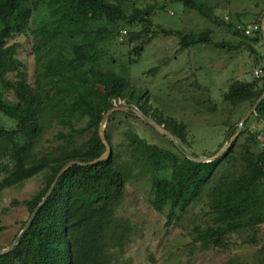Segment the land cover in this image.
<instances>
[{"label":"trees","instance_id":"16d2710c","mask_svg":"<svg viewBox=\"0 0 264 264\" xmlns=\"http://www.w3.org/2000/svg\"><path fill=\"white\" fill-rule=\"evenodd\" d=\"M123 1L0 0V114L12 122L7 127L0 121V191L45 173V187L24 203L29 218L19 233L68 162L88 163L105 153L99 127L110 109L135 105L169 130L183 150L189 146L185 123L154 108L148 91L135 88L128 80L105 70V46L116 41L122 30L126 31L122 41L139 43L131 51L138 57L159 35L176 36L181 50L210 45L229 53L246 49L255 55L263 74L251 82L234 80L223 94L226 110L230 111L222 121L226 140L208 157L229 143L243 116L264 93V55L255 48L264 47V16L259 17L256 22L259 30L251 36L245 34L246 25L235 28L240 41L232 45L214 40L209 32L183 34L162 26L152 30L154 12L174 4L214 23H223L201 0H159L160 5H149L144 10L133 7L130 14ZM138 23L144 24V28L133 30ZM17 36L33 40L32 54L37 65L33 82L18 57ZM158 70L157 67L152 72ZM96 86L102 89L99 95L92 93ZM47 108L59 124L72 132L64 135L69 141L74 135L86 133L90 134L89 139L70 149L61 147L58 155L37 157L35 147L46 129ZM117 113L123 112H115L109 123ZM127 115L136 117L133 112ZM252 119L264 127V100L230 148L209 163L188 159L171 140L175 151L149 144L135 133L126 134L131 159L124 161L115 153L105 130L112 147L110 157L93 166L70 167L15 250L0 255V264H113L130 242L131 226L118 216V211L136 164L152 173L151 204L157 212L167 210L168 224L205 196L213 223L196 227L195 238L205 248L226 249L229 236L264 224V128L251 129ZM82 121L85 126L77 128L76 124ZM166 169H173L170 176L163 173ZM226 264L245 263L232 258ZM257 264H264V252Z\"/></svg>","mask_w":264,"mask_h":264},{"label":"rangeland","instance_id":"374dc122","mask_svg":"<svg viewBox=\"0 0 264 264\" xmlns=\"http://www.w3.org/2000/svg\"><path fill=\"white\" fill-rule=\"evenodd\" d=\"M201 1L218 21L224 22L214 23L184 9L180 4H174L154 12L152 30L156 31L158 26H162L183 34L209 32L214 40L237 45L240 38L236 35L235 28L248 26L254 21L256 23L259 17L264 16V0ZM123 4L130 14L133 7L144 10L149 5H160L161 1L124 0ZM144 26L138 23L133 30H141ZM121 35L105 46V70L128 80L135 88L148 91L150 104L154 108L159 109L164 116L187 125L189 146L184 150L188 154L208 157L215 152L218 145L226 140V128L222 121L230 114L229 109L226 110L223 94L234 80L251 82L262 76V72L259 76L256 75V71L262 70L257 66L255 55L246 49L229 53L210 45H197L181 50L176 36L159 35L145 47L141 57H138L131 51L139 43L125 42V39L121 41ZM15 41L20 44L18 57L26 65L29 80L33 82L37 67L32 54L33 40L30 37L17 36ZM255 48L264 55L262 45ZM134 60L137 61L131 64ZM157 67L158 72L153 73V69ZM101 91L99 86L92 89L95 95L101 94ZM123 113L115 114V120L107 122L105 128L115 153L122 160L131 159L127 133H135L159 148L176 150L168 137L148 126L142 119L129 116L128 112ZM0 121L7 127L12 125L1 114ZM44 122L45 132L35 147L37 157L58 155L61 147L70 149L80 146L90 137L89 133L74 135L69 141L64 135L72 132L59 124L48 108ZM84 126V121L76 124L77 128ZM249 127L261 131L264 128L256 119L249 122ZM259 141L263 142L262 136ZM227 144L228 142L225 143ZM172 170L166 169L163 173L170 176ZM149 171L136 164L134 176L127 184L126 196L118 216L128 220L131 226L130 242L125 252L118 255L113 264H226L232 258H238L245 264H257L264 252V224L229 236L226 249L205 248L195 238L196 227L213 223L205 196L195 202L179 219L168 224L167 210L157 212L151 204L152 173ZM44 187L45 173H42L23 184L0 191L2 250L14 243L13 239L19 233L21 225L29 218L25 201L37 196Z\"/></svg>","mask_w":264,"mask_h":264},{"label":"water","instance_id":"95a60500","mask_svg":"<svg viewBox=\"0 0 264 264\" xmlns=\"http://www.w3.org/2000/svg\"><path fill=\"white\" fill-rule=\"evenodd\" d=\"M262 31H263V35H264V18L262 20ZM264 100V93L262 94V96L259 98V100L251 107V109L246 113V115L243 117V119L241 120V122L238 125V131L235 133V135L230 139L229 143L225 146L222 147V149L216 153L214 156L212 157H196L193 156L191 154H188L187 152H185L180 145L178 144L175 136L169 131L167 130L164 126L160 125L159 123H157L154 119H152L150 116L144 114L140 109L135 108L132 105H120V106H116L112 109H110L103 117L100 127H99V136L103 142V144L106 147V151L105 153L99 157L98 159L91 161V162H81L78 160H74V161H70L68 162L58 173L55 181L53 182L52 186L50 187V189L48 190V192L46 193L42 203L35 209V211L33 212V214L31 215V218L29 220V222L24 226V228L22 229V231L19 233V235L17 236V238L15 239L14 243L6 248L3 251H0V255L2 254H6L9 252H12L15 250L18 241L20 240V238L24 235V233L28 230V228L30 227V225L32 224L36 214L38 213V211L40 210V208L44 205V203L47 201L48 197L50 196L51 192L53 191V189L55 188V186L57 185V182L59 181V179L61 178V176L72 166L74 165H82V166H93L98 164L99 162H102L104 160H106L108 157H110L111 153H112V147L110 145V143L108 142L107 138H106V133H105V128H106V124L109 120V118L115 113V112H133L134 115L140 119H142L143 121H145L148 125H150L152 128H154L156 131H158L159 133L165 135L166 137H168L173 144L179 149V151L184 154L188 159L197 162V163H209L212 161H215L217 158L221 157L232 145V143L237 139V137L239 136L240 132L242 131V128L244 126V124L246 123V121L252 116V114L256 111L257 107L262 103V101Z\"/></svg>","mask_w":264,"mask_h":264},{"label":"built area","instance_id":"2783aa9c","mask_svg":"<svg viewBox=\"0 0 264 264\" xmlns=\"http://www.w3.org/2000/svg\"><path fill=\"white\" fill-rule=\"evenodd\" d=\"M259 30V25L256 24V23H252L250 25L247 26L246 30H245V34L247 36H251L253 35L254 33H256L257 31ZM124 35H126V31H123L122 33V37H121V41L123 40L124 38ZM262 71H256V75L259 76V74L261 73Z\"/></svg>","mask_w":264,"mask_h":264}]
</instances>
